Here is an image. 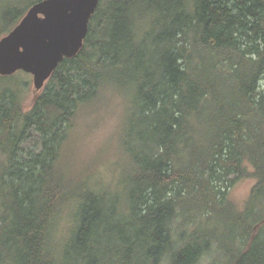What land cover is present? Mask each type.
<instances>
[{
	"label": "trees",
	"instance_id": "16d2710c",
	"mask_svg": "<svg viewBox=\"0 0 264 264\" xmlns=\"http://www.w3.org/2000/svg\"><path fill=\"white\" fill-rule=\"evenodd\" d=\"M36 1L7 0L0 37ZM49 81L26 109L0 75V264H264V0H100ZM109 90L126 112L106 186L61 158ZM31 129L42 149L25 157ZM250 177L239 208L225 187Z\"/></svg>",
	"mask_w": 264,
	"mask_h": 264
},
{
	"label": "rangeland",
	"instance_id": "374dc122",
	"mask_svg": "<svg viewBox=\"0 0 264 264\" xmlns=\"http://www.w3.org/2000/svg\"><path fill=\"white\" fill-rule=\"evenodd\" d=\"M27 1L18 0L19 7H25ZM7 0H0V8L6 6ZM6 23L0 22V30ZM7 34V33H6ZM5 35V34H4ZM3 36V35H2ZM1 36V37H2ZM20 86L24 89L23 104L28 109L36 99V96L47 91L54 84L47 82L41 92L34 87L33 75L24 71L16 73ZM126 106L123 97L116 91H106L92 104L83 105L77 112L71 128L69 138L63 149L61 165L69 169L72 176L91 177L94 181L111 186L117 182L118 173L124 162V154L121 149V136ZM42 134L31 129L22 143L21 155L28 157L30 154H38L42 149ZM230 184L229 182H227ZM256 179L240 178L226 188L228 196L239 208H243L250 195ZM65 227V225L63 226ZM227 241L231 235H227ZM213 254V253H212ZM205 255L200 264H222L221 255Z\"/></svg>",
	"mask_w": 264,
	"mask_h": 264
},
{
	"label": "water",
	"instance_id": "95a60500",
	"mask_svg": "<svg viewBox=\"0 0 264 264\" xmlns=\"http://www.w3.org/2000/svg\"><path fill=\"white\" fill-rule=\"evenodd\" d=\"M100 0H39L0 37V75H33L35 90L45 87L66 58L79 54ZM38 95L36 96V98Z\"/></svg>",
	"mask_w": 264,
	"mask_h": 264
}]
</instances>
